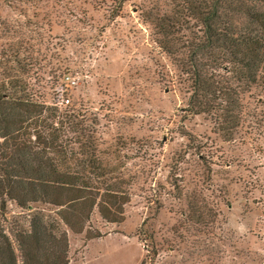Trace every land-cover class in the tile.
<instances>
[{
    "label": "rangeland",
    "instance_id": "obj_1",
    "mask_svg": "<svg viewBox=\"0 0 264 264\" xmlns=\"http://www.w3.org/2000/svg\"><path fill=\"white\" fill-rule=\"evenodd\" d=\"M181 4L0 0V86L73 113L64 134L72 166L95 152L130 196L123 223L96 210L82 234L68 231L69 264H264V65L255 85L209 65L203 76L230 90L217 102L235 101L232 118L191 113L186 50L162 49L157 26ZM194 26L175 27L176 41L198 40ZM35 212L56 216L7 203L3 227L16 249L12 231Z\"/></svg>",
    "mask_w": 264,
    "mask_h": 264
},
{
    "label": "trees",
    "instance_id": "obj_2",
    "mask_svg": "<svg viewBox=\"0 0 264 264\" xmlns=\"http://www.w3.org/2000/svg\"><path fill=\"white\" fill-rule=\"evenodd\" d=\"M181 2L176 14L163 16L157 24L163 37L160 46L168 53L176 46L178 51L186 50L181 63L192 84L190 112L213 111L230 119L229 106L235 101L225 107L217 102L230 101V90L203 73L209 65L229 67L237 83H257L264 65V0ZM192 22L201 36L180 44L173 29ZM21 89L25 91L24 86ZM71 114H60L58 108L36 102L28 94H8L0 86V264H69L68 231L82 234L96 210L106 223L124 222L130 202L125 181L112 177L95 152H82L81 162L71 164L76 153L64 140L67 127H76ZM8 202L22 210L40 204L55 210L56 216L35 212L27 227L12 231L16 249L3 227Z\"/></svg>",
    "mask_w": 264,
    "mask_h": 264
},
{
    "label": "built area",
    "instance_id": "obj_3",
    "mask_svg": "<svg viewBox=\"0 0 264 264\" xmlns=\"http://www.w3.org/2000/svg\"><path fill=\"white\" fill-rule=\"evenodd\" d=\"M64 80L68 83V84H70V85H75V79L74 78H71V76H69V75H67L65 78H64ZM69 102H70V100H67V99H63L62 101H61V105H65V106H67V105H69Z\"/></svg>",
    "mask_w": 264,
    "mask_h": 264
}]
</instances>
